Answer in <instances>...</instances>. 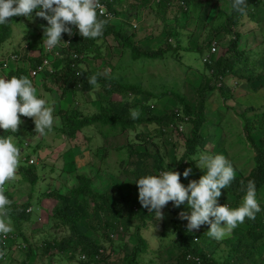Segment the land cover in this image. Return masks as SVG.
<instances>
[{"label":"rangeland","instance_id":"374dc122","mask_svg":"<svg viewBox=\"0 0 264 264\" xmlns=\"http://www.w3.org/2000/svg\"><path fill=\"white\" fill-rule=\"evenodd\" d=\"M118 7L120 11L113 20V24L129 35L133 34L134 39L145 49H156L161 46L167 39V28L179 30L180 45L182 47L190 46L191 49L175 51L177 39L170 37L172 51L164 55L166 63L157 64L159 61L157 60L154 65H150L147 63L150 61L147 58L145 61L143 58L135 61L131 51L125 49L110 36L108 37L109 40L104 41L100 49L92 46L87 50L88 56H85L82 65L88 69L87 71L104 75L107 78L125 79V82L129 83L141 82L144 85L142 88L144 90L157 85L156 95L164 88L171 89L176 85L184 100L194 108L197 102V88L201 81L206 76L212 80L210 77L211 70L208 71L205 66V63H208L206 61L210 45L213 42L218 44V52L214 54L213 58L224 53L229 45L231 35L221 29L220 26L224 20L222 13H228L231 10L230 0H193L188 4H182L175 0L170 5L164 1L159 3L158 0H120ZM35 12L36 10H33L32 19L25 17L13 25L9 39L0 42V57L19 47L20 43L18 42H21L23 37L26 41H31L34 49H41L42 25H46L47 21L37 17ZM255 14L254 20L245 16L236 28L241 35L239 49L246 51L250 49L264 53V3L255 9ZM122 20L123 24L121 23ZM72 27L73 32H75L76 29L74 26ZM61 36L65 38L69 35L62 33ZM200 45L203 46V51L193 50ZM60 63L55 66V69L60 66ZM51 68L54 69V66H50ZM239 68H243L241 64H237L235 67V69ZM105 70H107L106 73ZM212 82L214 83V78ZM101 84H103L102 81L90 90L70 91L67 94H63L59 89L60 87L52 83L51 88H41L42 97L50 101L53 110L55 118L53 131L40 136L34 134L32 130L23 129L20 139H18L23 143L24 141L36 140L38 150L32 145L26 148L25 154L33 153L38 158V163L35 165L38 173L43 177L34 188H31L25 181L24 184H17L19 190L26 192L23 195L21 191H18L14 197L15 200L26 201L27 193L30 192L31 194L33 190V219L25 224V231L33 244L32 251L29 256L26 252L28 246L22 245L20 240L13 241L10 246L0 249V264H18L22 261H27V264H72L76 261V258L70 259L68 255L60 254L55 250L50 254L43 251L44 241L65 233L64 229L56 227L57 218L52 216L53 207L58 204V201L54 197L45 198L43 194L48 189L51 191L54 189L58 191L59 189L69 193L71 191L69 188L77 183L76 175L84 172L90 177L91 185L95 189H106L114 185L123 192L126 199L136 204L139 199L138 187L133 175L134 166L126 167L124 164L127 157L126 149L120 150V148H126L128 143H132L136 150L147 149L151 153L159 150L168 165V169H174L178 165L186 150L185 140L191 130V124L188 122L178 123L182 124L179 127L178 124L165 122L163 124L142 122L138 124L137 129L124 132L118 129L107 137L101 133L97 123H94L80 131L79 137L72 139L73 142L64 138L58 112L61 108L67 109L69 107L70 109H77L83 115H91L98 111L101 103L104 102L103 104L108 105L112 100L119 105L127 104L131 108L130 110L146 116L147 111L144 107L146 104L152 106L155 114H163L166 110L177 106V102L172 96L160 98L156 95L148 96L146 94L105 93L106 91ZM224 87L226 88L224 93L219 89L208 90L205 93L206 121L202 125L201 133L205 137L212 135L213 139L211 137L212 141L205 146H198L192 159L196 163L195 157L202 151L220 154L232 164L234 175H238L241 169L248 172L253 165L254 156L252 144L247 140L244 133L245 118L243 115L247 107L253 106L257 109L264 104V89L255 92L245 81L237 79L233 75L226 78ZM257 111H264V107L257 109ZM254 112L256 110L248 112V115H252ZM252 118L254 119L251 121L254 123L255 117ZM102 128L103 126H101ZM263 130L264 126H256L253 131V135L260 146L264 145ZM139 132L153 133L154 142L148 145L140 143L136 137ZM41 146H44L46 150L40 149ZM150 162H152L151 159H149ZM189 175L198 180L193 171ZM6 182L8 185L14 184L13 180ZM224 191L225 188H222L221 195ZM114 198L112 201L115 203L116 198ZM233 198V194L227 195V200L231 201ZM256 199L257 201L264 200V188L261 189ZM168 203L161 209L162 217H154L150 220L148 229L143 232L150 248V251L143 256V264H164L165 260H168L176 252L174 246L176 233L172 226L174 214ZM124 214L125 216L120 221V233L114 235L112 243L104 242L105 246L112 250H107L111 257L122 255L123 249H131L136 242L133 232L134 225L139 222L138 218L131 217L126 211ZM105 217L110 221H115L111 212H107ZM87 219L83 218L82 222L88 225ZM0 220L9 224L10 233L15 231L12 219H9L5 214H0ZM209 227L210 225L205 223L199 228L193 229L199 236L197 242H199L200 236L207 237L206 244L214 250V257L218 261H224L230 250L231 242L242 234L247 225L245 223L239 224L221 240H215L207 235ZM89 234L93 237L97 236L91 229ZM261 253L264 256V247L260 250L259 254ZM260 257L259 255V259L253 264H264L263 258Z\"/></svg>","mask_w":264,"mask_h":264},{"label":"trees","instance_id":"16d2710c","mask_svg":"<svg viewBox=\"0 0 264 264\" xmlns=\"http://www.w3.org/2000/svg\"><path fill=\"white\" fill-rule=\"evenodd\" d=\"M106 4L109 12L114 16H117L120 8V0H100ZM170 3L175 0H158ZM182 4H188L193 0H177ZM232 3V0H230ZM263 0H247L245 5V13L240 14L232 9L228 13L224 14V20L221 24V29L231 35L228 47L225 52L215 58L211 63H205L206 68L211 70L210 77L206 76L197 88V102L194 108H192L185 100L181 91L174 85L171 89L164 88L157 95V85L142 89L144 85L141 82H125L120 79H112L105 77L101 74H94L89 72L78 65L80 63L76 59H72L69 53L78 52L84 53L90 47L101 48V45L108 37L112 36L117 42L121 44L125 49L131 51L132 58L135 61L140 59H149L150 65L159 60L157 64H165L164 55L169 51H172V44L170 43V37L177 39V45L174 49L178 51L180 49L188 51L190 46L182 47L180 45L179 34L180 31L176 28H167V39L158 46L156 49H145L139 42L134 39L133 34L129 35L122 29L117 28L110 22L109 16L103 15L99 19H105L107 21L102 37L97 39H83L78 33L75 34L70 41L69 47L65 48L66 55L62 60V64L57 68L53 75L54 80L59 84V87L63 94H67L70 91L77 90H90L93 86L87 81V77L97 75V83L103 82L102 87L107 92H118L125 95L130 94H146L148 96L166 97L172 96L176 102V108L166 110L163 114H155L151 105L146 104L145 110L147 115H138V118L133 120L130 117V107L127 104L119 105L115 101H110L107 104L101 103L98 111L91 115H83L77 109H61L59 111L62 119V131L66 137L70 139H77L80 131L85 127L97 123V127L106 137L113 134L118 129L119 131H127L131 129H137L138 124L142 122L163 124H178L188 122L191 124V130L186 137V150L181 156L178 165L172 169L179 172L180 181L185 186L190 180H194L190 175L186 178L183 176V172L186 168H191L195 173V178L203 175L201 169L196 167L195 161L192 159L194 153L197 152V147L207 145L212 141L213 136H203L201 133L202 125L206 121V91H214L219 89L222 93L226 91L224 82L227 77L231 75L237 79L245 81L255 92L264 89V53L255 50H241L239 49V43L241 35L236 28L241 24L242 19L248 16L249 19L254 20L256 17L255 9L259 8L263 4ZM22 19V16L11 17L10 20L0 25V42L6 41L12 34V26L14 23ZM123 24V20L121 21ZM101 41V42H99ZM165 44V45H163ZM30 46V45H29ZM32 46V45H31ZM196 51H203L204 48L200 45L198 48H193ZM15 52L19 54L21 50L15 49ZM179 55V54H177ZM263 55V56H262ZM262 56V57H261ZM147 58V59H145ZM29 66L27 68L18 67L14 74L8 73L7 77L21 75L30 76V69L36 68L40 63V57L30 59ZM1 64V62H0ZM237 64H241L243 68L235 69ZM214 78V83L212 82ZM221 82L222 87H218L216 82ZM227 90H229L227 88ZM179 107V108H178ZM264 104L257 109H262ZM253 106L245 109L243 117L245 118L244 133L247 140L252 144L254 150L253 165L245 172L243 169L239 171L238 175H234V179L230 185L225 188L224 193L218 198L220 205H226L229 208H236L242 202V197L245 194V189L249 180L255 184L256 197L264 188V145L260 146L257 143L256 138L253 135V131L257 127L264 126V111H257ZM256 110L252 115H248V112ZM182 112V114H180ZM178 113L180 115H178ZM255 122L252 123L251 119ZM101 126L103 128L101 129ZM109 130H108V129ZM19 129V127H18ZM17 129L16 133L6 132L0 129V136H13L19 133ZM161 131V130H160ZM264 133V130H263ZM136 137L142 144H150L154 142L153 133L139 132ZM212 137V139H210ZM132 143H128L126 148H120V150L126 149L127 157L124 164L128 168L130 165L134 166L133 175L135 180L146 174L155 175L160 171L167 170L168 165L165 163V159L162 153L157 150L151 153L149 150H136L133 148ZM105 150V149H104ZM149 159L152 162L149 163ZM125 169V168H124ZM32 168L25 169L24 177L26 180L34 185L37 181V176L33 175ZM78 184L71 188L69 193L64 192H51L49 196L55 197L58 204L53 207L52 216L57 218L55 222L56 227H60L65 230V233L59 237H53L50 240L43 242V251L46 254L57 251L60 254L68 255L70 259H75V264H143V256L146 252L150 251L149 243L143 232L148 229V223L155 216L153 213H149L147 208H144L138 201L136 204L129 199H126L123 192L117 187L109 186L106 189H95L91 185L90 178L85 174L77 175ZM136 184V183H135ZM137 186V184H136ZM138 187V186H137ZM0 192L7 197L9 204L3 210L5 216L12 219L15 231L9 232L5 235H0V249H5L10 246L13 241L20 240L26 248L27 254L30 256L32 243L29 236L25 231V224L32 221V212L29 210L31 206V198L26 201L19 202L15 200L13 191H10L3 186H0ZM231 193L234 198L229 201L227 195ZM115 197V203L112 198ZM114 198V199H115ZM260 205V211L255 214L254 219L245 218L244 223L247 228L238 235V237L231 242L230 250L224 261H218L214 257V250H212L208 244H206L207 237L200 236L198 241V233L194 230L189 232L187 230V220L181 218V213L187 211L186 203L181 204L179 207L173 205V202L169 201L170 209L173 211L172 226L176 233L174 246L176 252L168 259L164 264H197L193 259L199 258L200 264H253L256 262L260 250L264 247V200L257 201ZM133 218H138V223L135 224L133 236L135 238V244L129 250L123 249V254L117 257H111L105 246L104 242L112 243L114 235L120 233V221L125 216L124 212ZM107 212H111L115 221L106 219ZM83 218H88V225L82 222ZM92 230L97 236L93 237L89 234V230ZM5 237V238H4ZM195 238H197L195 240ZM20 242V243H21ZM206 244V245H205ZM203 247H202V246ZM110 251H112L110 249ZM114 251V250H113ZM115 252V251H114ZM83 255L84 259H78V255ZM261 258V257H260ZM264 260V257H263ZM18 264H27V261H22ZM73 264V263H72Z\"/></svg>","mask_w":264,"mask_h":264},{"label":"clouds","instance_id":"9594fccd","mask_svg":"<svg viewBox=\"0 0 264 264\" xmlns=\"http://www.w3.org/2000/svg\"><path fill=\"white\" fill-rule=\"evenodd\" d=\"M246 2L247 0H232L231 7L234 11L244 14ZM101 3L105 5L107 13L111 15L106 16H109L110 22L113 24V20L117 16L111 14L106 4L100 0H0V25L6 24L14 16H22L20 20L25 17L32 19L33 10H36L35 15L37 17L47 21L46 25H42L43 37L40 50L34 49L31 46V41H26L23 37V40L18 42L20 43L19 47L0 57V129L16 133L19 127L17 135L10 137L0 136V186L13 191L14 197L15 193L19 191L17 184H24L25 181L31 188H34L43 177V175L38 173L35 165L38 163V158L33 153L25 154L26 148L32 145L38 150L36 140H29L31 142L24 141L23 143L19 140L20 134L23 129L32 130L34 134L40 136L53 131L55 122L53 110L50 106V101L42 97L41 88H51V83L55 86L58 85L53 79V75L57 70L55 66L59 62H61L60 65L62 64V60L66 55L65 48L69 47L71 38L75 34L78 33L83 39L102 37L107 21L99 19L100 16L105 15L104 7ZM72 26L76 29L75 32H73ZM62 33H67L69 36L63 38L61 36ZM213 46L216 47L214 52L212 51ZM15 49L21 50V52L17 54ZM31 51H36V53ZM208 51L206 62L211 63L215 59L213 58L214 54L218 52V44L213 42ZM86 52L87 50L84 53L71 52L69 55L72 59L80 62L78 63L80 67L88 70L82 65L85 56H88ZM37 57H40L41 61L36 68L30 69L31 77L28 78L23 75L7 77L8 73L14 74L18 67L27 68L29 62H31L30 59ZM50 66H54V69H50ZM33 72L38 73L33 74ZM106 72L107 70H105ZM87 81L95 87L97 75L87 77ZM216 85L218 87L220 85V87L223 86L218 81ZM52 89L54 90V88ZM138 115L137 111L130 110L131 119H137ZM178 115L180 114L178 113ZM60 120L62 124L61 115ZM179 126H182V124H178ZM27 134L29 133L27 132ZM64 138L73 142V138L70 139L66 135ZM12 139L16 144L13 143ZM40 149L46 150L44 146H41ZM195 159L196 166L203 172V175L198 180H190L185 186L180 181L181 174L168 168L155 175L146 174L135 180L138 186V199L141 205L157 218L162 217L161 209L169 201L173 202L176 207L186 202L187 211L181 213V218L187 220V230L191 232L193 229H197L202 224L207 223L210 225L207 235L215 240H221L239 224L244 223L245 218L254 219L255 214L260 211V205L256 199L255 184L251 180L248 181L242 202L236 208L220 205L217 201L221 196V189L227 188L234 179L232 164L224 156L212 154L208 151L200 152ZM29 168H32L33 175L38 178L34 185L29 183L24 177L25 169ZM191 171V168H186L183 176L187 178ZM79 174L85 173L80 172ZM9 180L14 181V184H10L11 187L6 182ZM77 184L78 180L74 186ZM29 190L31 191L30 188ZM21 191L23 195L26 192L25 190ZM51 192L62 191L59 189L58 191L57 189L53 191L48 189L43 194V197H53L48 195ZM32 193L33 190L31 194L30 192L27 193V199L31 198L33 201ZM17 201L22 202L21 200ZM9 203L3 192H0V214H4L3 210ZM32 209L31 202L29 210L32 212ZM10 231L11 227L9 224L0 220V235H5L6 238H9L6 234ZM262 256L261 258L264 257ZM77 257L78 259L85 258L80 254ZM193 259L197 264H200L199 258L193 257Z\"/></svg>","mask_w":264,"mask_h":264},{"label":"built area","instance_id":"2783aa9c","mask_svg":"<svg viewBox=\"0 0 264 264\" xmlns=\"http://www.w3.org/2000/svg\"><path fill=\"white\" fill-rule=\"evenodd\" d=\"M102 4V3H101ZM103 5V7H104V14L105 15H110L109 13H107V10L105 9V5L104 4H102ZM111 16V15H110ZM212 51L214 52V51H216V47L215 46H213L212 47ZM38 72H33V74H37Z\"/></svg>","mask_w":264,"mask_h":264},{"label":"crops","instance_id":"0c3cea01","mask_svg":"<svg viewBox=\"0 0 264 264\" xmlns=\"http://www.w3.org/2000/svg\"><path fill=\"white\" fill-rule=\"evenodd\" d=\"M31 52L36 53V51H31ZM15 140H16V139H15ZM12 141H13L14 144H16L15 141H14L13 139H12ZM13 179H14V178H13ZM5 186H6V185H5ZM7 187H8V186H7ZM10 187H11V185H10ZM19 191H21V190H19ZM21 192H22V191H21ZM22 193H23V192H22ZM21 198H22V195H21Z\"/></svg>","mask_w":264,"mask_h":264}]
</instances>
